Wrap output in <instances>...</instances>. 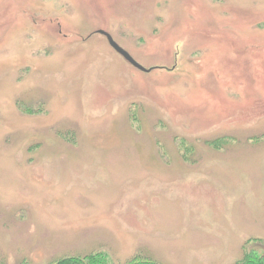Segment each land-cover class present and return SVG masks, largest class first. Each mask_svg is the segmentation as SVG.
Segmentation results:
<instances>
[{
  "label": "rangeland",
  "instance_id": "374dc122",
  "mask_svg": "<svg viewBox=\"0 0 264 264\" xmlns=\"http://www.w3.org/2000/svg\"><path fill=\"white\" fill-rule=\"evenodd\" d=\"M97 251L264 253V0H0V264Z\"/></svg>",
  "mask_w": 264,
  "mask_h": 264
},
{
  "label": "trees",
  "instance_id": "16d2710c",
  "mask_svg": "<svg viewBox=\"0 0 264 264\" xmlns=\"http://www.w3.org/2000/svg\"><path fill=\"white\" fill-rule=\"evenodd\" d=\"M48 264H161V263L145 254H140L123 263H112L111 261H109L106 252L97 251L83 255H68L59 258L53 262H50ZM240 264H264V253L258 254L255 251H250L246 255L245 259L240 262Z\"/></svg>",
  "mask_w": 264,
  "mask_h": 264
},
{
  "label": "water",
  "instance_id": "95a60500",
  "mask_svg": "<svg viewBox=\"0 0 264 264\" xmlns=\"http://www.w3.org/2000/svg\"><path fill=\"white\" fill-rule=\"evenodd\" d=\"M97 33L102 34L106 38L109 46H111L112 49H114L119 55H121L133 67H135L138 70L143 71V72L151 71L150 68H145L141 64H139L125 49H123L120 45H118L114 41V39L110 36L109 33L105 32L103 30H99V31H97Z\"/></svg>",
  "mask_w": 264,
  "mask_h": 264
}]
</instances>
